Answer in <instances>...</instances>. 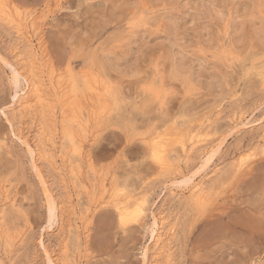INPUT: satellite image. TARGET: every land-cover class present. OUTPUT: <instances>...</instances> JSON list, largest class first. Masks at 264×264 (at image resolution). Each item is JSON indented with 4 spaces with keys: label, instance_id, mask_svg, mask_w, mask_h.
I'll return each instance as SVG.
<instances>
[{
    "label": "rangeland",
    "instance_id": "1",
    "mask_svg": "<svg viewBox=\"0 0 264 264\" xmlns=\"http://www.w3.org/2000/svg\"><path fill=\"white\" fill-rule=\"evenodd\" d=\"M5 1L13 15L35 12L33 43L42 42L50 67L75 88L66 81L71 87L63 93L77 106L65 105L67 125L73 112L86 117L93 109L86 74L108 80L121 107H107L98 132L83 142L82 186L60 158L67 145L60 138L61 120L54 121L49 109H24L14 99L8 62L19 63L30 43L0 19V264H47L43 237L59 264H71L74 256L78 264H143L150 246V260L157 262L149 240L151 220L121 224L116 209L101 199L104 178L111 188L124 184L156 200L155 212L173 227L170 256L156 264L259 262L264 257V155L254 150L257 155L245 159L242 170L233 168L239 152L260 149L264 140V123L253 122L264 116V82L255 69L264 65V0ZM242 112L249 126H235ZM176 120L186 126L204 121L207 131L218 135L206 137L190 159L198 164L203 153L217 148L205 176L198 177L212 192L200 207L175 184L181 174L160 169L148 149L154 132H166ZM13 130L36 147L52 148L41 153L39 165L61 203L53 227L47 224L48 197L31 155ZM170 148L179 151L178 144Z\"/></svg>",
    "mask_w": 264,
    "mask_h": 264
},
{
    "label": "bare ground",
    "instance_id": "2",
    "mask_svg": "<svg viewBox=\"0 0 264 264\" xmlns=\"http://www.w3.org/2000/svg\"><path fill=\"white\" fill-rule=\"evenodd\" d=\"M34 13L27 12V11L26 12L18 11L16 13V15H13L11 13L6 1L0 0V19L11 23L12 26H14L16 28L18 33L19 34L21 33L22 37H25L26 38L25 40H27V42L30 43L29 47L27 48L28 51L25 49L27 51V55L26 56L24 55L25 57H22L21 58L22 60L17 57L20 60L19 63L15 62L16 64L14 65V64L8 62V65L10 66V69H11L10 73H11V77H12V84H13V87L15 90V91L13 90L14 91V99H17V98L20 99L21 100L20 105L23 106L24 109H29V108H33V107H41L43 110L49 109V111L51 113V117L54 119V121L57 122L58 119L61 120V122H62L61 127L63 129V131H62L63 134H62V137H60V136L59 137L60 138L65 137L66 143H67L66 146L65 145L62 146L64 151L60 155L61 161L63 162V164H66L67 166L69 165V167L71 169V173L73 174L74 179H75L74 181L75 182L78 181L77 183L82 184V186H86L85 185V179L81 178L82 175L80 177V174L82 173L80 164H81V160L84 158L83 157V148H84L83 142L88 141V143H89V141L95 136V133L98 132L99 127L101 125L100 123L102 122V118L104 117V114H107L106 113L107 107H110V110L112 108L118 109L121 107L120 106V100H119L120 97L118 98L117 95H115L116 93H115V91H113L114 88L112 87V85L110 84V82L108 80L102 79L98 75L86 74L85 79L87 81V86H88L89 90L93 91L94 97H95L93 99L94 102L92 103L93 109L90 111V113H88V115L86 117L83 116V114L81 112H73L74 114L70 117V120H69L70 122L67 125L66 121H67L68 114H67V109L65 108V105L69 104L72 107L76 106L70 100V96L68 97L69 98V100H68L67 96L63 93L64 91H66L67 87L69 85H71L70 84L71 81L69 82L68 78H66L67 79L66 80L64 75L56 74L55 71L57 69L54 71V69L52 68L53 65H52V67H50V65H49L50 63L47 62V60H46L47 57L45 58L43 51L41 49V46H40V44L42 42L37 46L33 43V37H34V33L36 31V24H37V18L35 17ZM38 32H40V31H38ZM18 36H20V35H18ZM40 40H42V39H40ZM21 42H22V40H21ZM22 43H24V42H22ZM22 45H24V44H22ZM25 45H24V47H25ZM20 48H21V46H20ZM22 49H24V48H22ZM18 50L19 49H17V52H18ZM19 57H21V56H19ZM25 60H26V64L24 67L23 61L25 62ZM71 69L69 68V70H71ZM255 69H256V76H258L259 79L262 82H264V65H263V67L261 66V68L255 67ZM71 73H73V72L71 71ZM176 75H177V73H173V76H176ZM71 77H72V74H71ZM90 79H91V81H90ZM66 81H68L69 85ZM71 86H69V87H71ZM71 90H72V92H74L73 89H71ZM74 90H75V88H74ZM82 90H83V88H82ZM76 91L78 92V90H76ZM117 93H119V92H117ZM79 94H80V96L82 95L81 93H79ZM83 94H84V92H83ZM80 96H78V97H80ZM109 99H110L111 103H108L110 105L106 106V102L109 101ZM59 104L61 106H59ZM258 109H260V108H258ZM72 110H74V109H72ZM260 110L264 114V107H262ZM254 111H256V109H254ZM27 112H29V111H27ZM83 112H84V110H83ZM243 113L244 112L236 114L235 120H237V121L235 123V126H238L239 123H242L243 126H245V127L249 126L251 124L250 122L244 121L246 119V117L244 116ZM260 117H261V115H260ZM260 117L256 120H254L253 122L257 121L256 122L257 124L258 123H264V116L261 118ZM234 118H235V116H234ZM57 126H60V125H57ZM235 126H234V128H235ZM206 128L207 127H206V124L204 121H200L199 124H196L194 126H192V125L186 126L185 124H182V123L180 124L179 121L176 120V121H174V123L172 124L171 127H169L167 130H165L166 132H160V131L156 130V132H154V134L152 133L153 136L150 138L149 142L147 143L150 155L153 157V152L155 151L157 153V158L155 160L158 163V166L160 169H162V170L165 169L171 173L181 174L182 178L180 180H175V184L177 185V187H181V188L183 187V189H181V190H184V191L186 190V192L188 193V195H187L188 199H190L192 201V203H194V205L199 206V207L210 202V200L212 198V192L210 191V187L208 186V184L202 179L198 180V177H201L200 175H202V173L207 172L209 165L214 160L213 159L214 155L217 154L216 153L217 148L216 149L212 148L210 150L207 149L208 151L205 150L207 152L203 153L205 155L202 156V159L200 158L201 160L198 164H191L190 163V159H191V156L193 155L194 149H196V147L199 144L204 143L205 140L207 139L206 137H208V136L211 137L212 135L218 136L216 131L211 133V131H207ZM17 134H18V132L16 133L15 130H13V135L15 137H17L23 144H25V146H27V149H28V151L31 155V159H32V167H33L32 169L35 171L36 175L38 176L37 178L40 179V181L43 185L42 188H44V191L47 194V197H48V220H47L48 223L47 224L50 227L56 221V217L58 215L57 210L61 207L60 206L61 203L57 199H55V197L53 196V194L49 188V184L47 183V181H46V179L42 173V170H41L42 168L39 165V159H40L39 157H40L41 153L51 152L50 151L51 147H49L47 144H45L42 148L36 147L33 145V143H31L29 141V139H26V138L24 139L21 136H18L19 134L18 135ZM54 134L56 135V133H54ZM76 134H79V136L77 137ZM143 139H145V138H143ZM263 139H264V136H263ZM51 140L53 141V138ZM84 140H86V141H84ZM207 142H209V141H207ZM212 142H214V140ZM51 143L53 144V142H51ZM174 143L176 145L178 144L179 151H177L176 149L175 150L171 149V148L169 149V146H172ZM34 144H35V141H34ZM210 144H212V143H210ZM258 147H260V149H257V147H253L250 150L246 149V151L239 152L240 154L238 155V161L237 162L235 161L236 163H234L233 172H238V171L243 169V167L245 166V163H246L245 159L247 160L248 157L257 155L255 153L257 151L254 152V150H259V153L264 155V140L260 144V146H258ZM69 153H71V154H69ZM201 153H202V151H201ZM51 156H52V153H51ZM54 156H55V154H54ZM52 158L54 159V157H52ZM183 165H185L186 171L183 169L184 168ZM41 166H42V164H41ZM57 166H55V167H57ZM215 173H216V171H215ZM193 174H195V175H193ZM204 176H205V173H204ZM175 177H178V176H175ZM188 177H192L191 181L189 183H184V181L187 180ZM104 180L106 181V178H104L102 180V182L100 180V182L102 183V192L104 194V196L101 199L103 202H106L107 204H111L116 209V212L118 215V220L121 224H127L129 222H136V223L141 222L142 223V221L145 218L146 219L149 218L148 221L151 220L149 223V233H150V235H149L150 239L149 240H150V244L153 245V250H154V253H153L154 259L153 260L155 261L157 259V262H152V260H150V253H149L151 250V248H150L151 246H150L144 250L145 253H144V261H143L144 263L143 264H156V263H158L159 257L165 256V255L170 256L169 251L171 249L170 244H171V237L173 234V227L168 224V221L166 222V217H164L162 214H158V212L157 213L155 212L154 207L156 206L155 205L156 200L152 201L147 196L145 197L143 195H141V196L136 195L138 192L136 194H134L129 189H127V186L124 184L114 185L111 188V186L109 187L108 184L104 182ZM114 183H116V182H114ZM173 183H174V181H173ZM175 184H173V185H175ZM75 185H77V184H75ZM79 186H81V185H79ZM100 186L101 185H99L98 188H100ZM72 187L74 188L73 184H72ZM90 187H86V188H90ZM82 189H84V188L82 187ZM68 199H69V197H68ZM89 199H91V198H89ZM96 199H97V197H96ZM63 202H64V200H63ZM64 203L66 204V202H64ZM69 206H72V204ZM92 206H93V204H92ZM49 207H51V222H49ZM90 213H91V211H90ZM87 215L88 214L86 212V216ZM89 215H91V214H89ZM122 218H123V223L121 222ZM78 219L79 218H77V220ZM62 220H63V218H62ZM86 221H87V219H86ZM74 223H76V222L74 221ZM82 224L84 225L85 222L83 221ZM77 225H75V226H77ZM80 228H82V227H78L77 230H79ZM85 228H86V226H85ZM84 231L81 233L84 234ZM62 232H64V231H62ZM73 232H75V231L73 230ZM44 238L45 237H43V239L41 238L40 242H41V245L43 246V252L45 253V256H46L45 260H46L47 264H49L50 261H51V264H59V258L54 256L53 252L50 250V247L47 246ZM77 239H78V237H77ZM74 240H75V238H74ZM146 246H148V245H146ZM65 250H67V249H65ZM65 254H66V252H65ZM71 264H78L76 262L75 256H74V260L71 262Z\"/></svg>",
    "mask_w": 264,
    "mask_h": 264
},
{
    "label": "snow or ice",
    "instance_id": "3",
    "mask_svg": "<svg viewBox=\"0 0 264 264\" xmlns=\"http://www.w3.org/2000/svg\"><path fill=\"white\" fill-rule=\"evenodd\" d=\"M142 19V18H141ZM135 25H130L129 27H134ZM140 26H143V25H140ZM2 57H0V61H2ZM112 59L111 55H109L108 57V60L110 61ZM193 87H196L195 83H193L192 85ZM153 158L156 159L157 158V153L154 151L153 152ZM195 175V174H193ZM192 177H188L187 180L184 181V183H189L191 181ZM49 222H51V207H49ZM123 223V218H122V221ZM49 264H51V261L49 262ZM252 264H264V257H261L259 262L257 261H253Z\"/></svg>",
    "mask_w": 264,
    "mask_h": 264
}]
</instances>
